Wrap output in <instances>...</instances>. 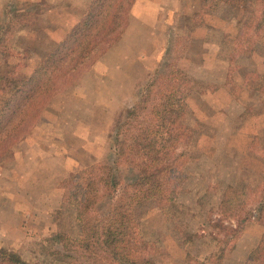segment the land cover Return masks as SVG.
<instances>
[{
    "label": "rangeland",
    "instance_id": "obj_1",
    "mask_svg": "<svg viewBox=\"0 0 264 264\" xmlns=\"http://www.w3.org/2000/svg\"><path fill=\"white\" fill-rule=\"evenodd\" d=\"M13 1L0 0L1 18L15 7L37 12L35 25L25 26L13 39L33 53L7 55L0 71L22 63L31 72L85 8L80 11L74 0ZM163 7L157 29L140 30L138 38L134 31L110 49L124 31L45 101L12 149L0 151V252L6 258L0 264H14L8 259L11 252L32 264H69L51 262L43 251L49 247L46 240L59 231L81 232L76 202L85 170L112 154L108 136L116 119L136 102L156 69L170 61L188 78L176 91L185 110L186 129L178 142L185 161L164 200L146 190L134 198L136 230L150 244L155 264H218L224 247L219 264H264L263 258L246 260L250 235L264 231V224L246 222L240 236L243 231L250 235L234 252L240 236L224 229L231 220L220 208L226 184L241 188L264 181V38L239 37L244 21L252 18L245 6L164 0ZM138 55L145 60L138 61ZM67 154L76 156L82 168L64 173Z\"/></svg>",
    "mask_w": 264,
    "mask_h": 264
},
{
    "label": "trees",
    "instance_id": "obj_2",
    "mask_svg": "<svg viewBox=\"0 0 264 264\" xmlns=\"http://www.w3.org/2000/svg\"><path fill=\"white\" fill-rule=\"evenodd\" d=\"M134 2L91 0L31 72L25 71L22 63L0 71V151L12 149L34 124L45 101L120 38ZM199 2L204 7L221 2L250 8L252 18L244 21L239 37L252 42L264 38V0ZM36 18L37 12L16 7L0 17V66L7 55L33 53L29 46L16 45L13 39L25 26L35 25ZM185 81L188 78L183 69L167 62L147 80L136 102L116 119L108 136L112 154L108 152L105 160L89 166L81 180L76 202L81 232L72 236L59 231L47 238L49 247L43 251L51 262L155 264L150 244L136 230L132 202L144 190L164 200L184 164L185 155L178 150V142L186 129L185 110L178 105L176 91ZM261 150L264 153V147ZM220 208L231 220L223 227L232 237L238 238L250 219L264 224V181L241 188L226 184ZM224 249L218 255V264ZM256 258L264 259V231L249 255L250 261ZM4 259L5 254L0 252V261ZM8 259L14 264H32L12 252Z\"/></svg>",
    "mask_w": 264,
    "mask_h": 264
},
{
    "label": "crops",
    "instance_id": "obj_3",
    "mask_svg": "<svg viewBox=\"0 0 264 264\" xmlns=\"http://www.w3.org/2000/svg\"><path fill=\"white\" fill-rule=\"evenodd\" d=\"M75 1H77V3H75L76 7H81L80 11H82L84 8H86L85 6L91 0H74L72 2V4H74ZM12 2H14V1L12 0ZM163 2H164V0H135L134 4L132 5V7L130 9V13H129L130 22H129L128 27L126 28V30L123 34L122 39L120 40V42L116 43L115 46H112L110 49H112L113 47H114V49H117V46L120 45V43L126 42L128 40V36L134 31H135V33H134L135 38H138V36H140V34H141L140 30H145L146 32L147 31L150 32L151 30L157 29L156 25H157V23H159V25H160L159 21L162 18V12H163L162 9L165 10V8L163 7ZM139 4H141V6ZM14 6H15V4L11 5L10 7H14ZM174 7H176V4L174 5ZM47 10L49 11V10H51V8L49 7ZM44 12L45 11L43 10V13ZM152 14H154V16ZM61 24H59L57 26H60ZM45 27H48L50 29L49 25L43 26V28H45ZM154 27H156V28H154ZM39 28H42V26ZM39 28L35 27V30H38ZM154 35H155V33H154ZM145 36L148 37V34ZM155 43L157 45H161L162 40L160 41V39H158V40H156ZM52 44H53V42H52ZM36 53H38V52H36ZM106 59L107 58L103 59V61H105ZM143 59L145 60L144 57L138 55V59H137L138 61L143 60ZM59 156H61V155H59ZM65 159L66 160L63 161V165H65V169L63 170L64 173L65 172L71 173V171H74L77 167H79L80 169L82 168V164L80 163L79 160L76 159V156L73 157L71 154H67ZM95 160H96V158L93 157V161H95ZM59 163H60V161H59ZM59 163H58V165H60ZM262 234H263L262 228H260V230H258V233L254 234V235L253 234L250 235L249 233L245 234L243 231L242 235L238 238V240L236 242V247L234 248V252H237L239 249L240 250L243 249L242 242L244 241L243 238L245 236H247V235L252 236V238H253L252 239V245H251V247L249 246L250 248L246 250L247 251L246 260H247L249 258V255L251 254V252L259 244ZM237 248H239V249H237Z\"/></svg>",
    "mask_w": 264,
    "mask_h": 264
}]
</instances>
